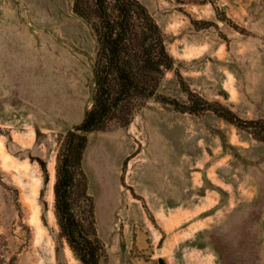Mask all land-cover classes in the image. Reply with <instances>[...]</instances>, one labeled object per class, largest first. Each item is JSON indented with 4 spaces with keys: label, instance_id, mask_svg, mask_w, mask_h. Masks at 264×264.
Segmentation results:
<instances>
[{
    "label": "rangeland",
    "instance_id": "1",
    "mask_svg": "<svg viewBox=\"0 0 264 264\" xmlns=\"http://www.w3.org/2000/svg\"><path fill=\"white\" fill-rule=\"evenodd\" d=\"M73 1L0 0V234L17 264H82L55 194L65 136L94 90L96 41ZM141 1L175 60L163 97L190 105L193 93L264 122V0ZM108 141L121 151L111 205L98 171ZM82 166L100 264H264V142L215 111L150 98L129 125L87 133ZM82 185L71 200L90 232Z\"/></svg>",
    "mask_w": 264,
    "mask_h": 264
},
{
    "label": "trees",
    "instance_id": "2",
    "mask_svg": "<svg viewBox=\"0 0 264 264\" xmlns=\"http://www.w3.org/2000/svg\"><path fill=\"white\" fill-rule=\"evenodd\" d=\"M73 11L87 23L96 41L94 90L91 107L82 122L67 132L58 156L56 213L62 235L82 264H100L107 259V252L95 230L93 198L82 166L87 133L105 130L112 124L129 125L150 98L193 113L213 110L263 142L264 122L244 120L221 105L213 107L191 91L190 105L180 106L174 99L163 97L158 89L165 74L174 69L175 60L167 49L165 33L141 0H74ZM77 176L83 180L79 197L88 208L90 232L85 230L84 218L78 216L71 200L70 188ZM18 259L19 250L0 234V264H17Z\"/></svg>",
    "mask_w": 264,
    "mask_h": 264
},
{
    "label": "bare ground",
    "instance_id": "3",
    "mask_svg": "<svg viewBox=\"0 0 264 264\" xmlns=\"http://www.w3.org/2000/svg\"><path fill=\"white\" fill-rule=\"evenodd\" d=\"M100 166L99 175L104 178L105 199L108 205H111L115 200L116 187L114 185V165L117 164L121 151L116 142H105L104 146L100 147ZM116 169V168H115Z\"/></svg>",
    "mask_w": 264,
    "mask_h": 264
},
{
    "label": "water",
    "instance_id": "4",
    "mask_svg": "<svg viewBox=\"0 0 264 264\" xmlns=\"http://www.w3.org/2000/svg\"><path fill=\"white\" fill-rule=\"evenodd\" d=\"M159 263H160V264H164V261H163L162 258L159 259Z\"/></svg>",
    "mask_w": 264,
    "mask_h": 264
}]
</instances>
